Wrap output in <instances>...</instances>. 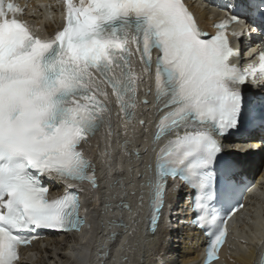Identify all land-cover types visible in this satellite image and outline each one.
<instances>
[{
	"label": "snow or ice",
	"instance_id": "obj_1",
	"mask_svg": "<svg viewBox=\"0 0 264 264\" xmlns=\"http://www.w3.org/2000/svg\"><path fill=\"white\" fill-rule=\"evenodd\" d=\"M63 6V28L43 40L10 16L20 8L0 0V264H17L19 247L36 238L21 233L83 226L77 192L50 200L42 178L68 189L84 181L98 187L95 168L80 145L110 121L111 97L127 134L143 74L154 85L159 116L154 142L171 134L140 185L148 190L152 230L164 206L167 179L183 180L193 190L195 223L210 237L205 264H211L230 215L216 205L226 201L233 182L216 168L224 151L220 138L239 131L248 119L240 86L264 77V53L258 65L241 69L232 62L240 53L231 46L227 28L255 18L264 36V0H229L230 15L214 25L217 32L211 36L200 30L184 0H63ZM135 54L143 74L134 71ZM260 113L264 128V100Z\"/></svg>",
	"mask_w": 264,
	"mask_h": 264
},
{
	"label": "bare ground",
	"instance_id": "obj_2",
	"mask_svg": "<svg viewBox=\"0 0 264 264\" xmlns=\"http://www.w3.org/2000/svg\"><path fill=\"white\" fill-rule=\"evenodd\" d=\"M196 10L202 22L214 13L208 6H197ZM133 63L134 71L143 74L138 61L134 59ZM143 75L135 116L127 126V134L123 114L115 97H111L108 105L110 121L106 118L100 131L82 144L95 163L99 180L94 190L77 185L85 205L87 224L84 232L66 233L50 239L46 249H38L39 257L34 263L24 264H202L201 252L206 238L186 223L190 196L183 184L169 182L167 204L156 232L145 233L142 227L146 188L141 189L140 185L150 176L147 169L156 145L151 136L157 117L154 104L142 103L143 97L150 99L146 94L149 79L147 74ZM255 89L262 91L264 87ZM141 120L144 125L140 124ZM109 123L112 135L108 134ZM255 132L235 143L226 141L225 150L232 157L240 158L244 172L258 180L264 192V146L260 141L262 136ZM138 173L142 175L138 176ZM52 183L55 192L66 188L60 181L53 180ZM252 199L253 207L242 218L239 233L232 239L230 247L225 248L223 261L214 264H256L264 237V195L253 193Z\"/></svg>",
	"mask_w": 264,
	"mask_h": 264
}]
</instances>
